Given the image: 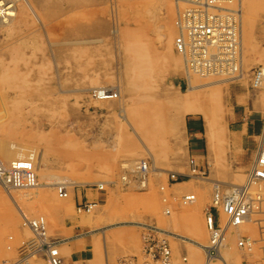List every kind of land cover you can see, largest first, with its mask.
I'll return each mask as SVG.
<instances>
[{
  "label": "rangeland",
  "instance_id": "1",
  "mask_svg": "<svg viewBox=\"0 0 264 264\" xmlns=\"http://www.w3.org/2000/svg\"><path fill=\"white\" fill-rule=\"evenodd\" d=\"M244 2L243 24L251 17L254 24L264 25V0H252L253 11ZM168 7L155 0H19L15 16L7 24H0V156L7 162L22 156L41 176L39 183L43 185L14 189L20 200L18 208L0 190V264H13L33 251L32 258L25 262L32 264L38 260L36 246H47L37 240V244H27L33 233L24 226V216H44L48 237L59 238L57 232L71 226L77 217L94 218V214L96 218L89 230L118 224L136 214L149 225L176 233L166 236L174 254L184 247L182 252L187 253L189 264H204L203 246L209 243L205 216L209 211L216 214V210L210 206L209 196L198 205L199 192H193L196 200L189 203L181 197L189 191L178 195L175 191L178 183L194 181L174 167L180 165L186 152L185 117H202L208 148L213 145L214 154V162H206L200 169L191 157L187 160V174L195 161L197 169L193 175L200 176L198 181L202 183L204 178H210L211 167L217 175L210 179L243 183V171L235 170L236 153L228 137L220 136L219 131L225 129L229 134L234 129L233 109L239 114L242 107L235 105V95L245 92L249 84L244 81L189 92L181 78L182 58L173 49L172 39L170 48L161 35L164 25H172L175 20V10L170 15ZM263 38L264 26L262 37L253 38L248 45L244 40L245 71L263 63ZM198 79L194 82L197 85L206 82ZM97 87L117 88L120 97L97 100ZM250 102L249 110L253 111ZM199 107H204L213 120L211 140L204 117L192 110ZM252 116L261 118L264 124V115L258 111ZM147 156L163 171L152 173L150 189L134 192L123 187L121 176L131 167V159ZM233 170L238 178L224 177ZM168 171L181 173L175 178ZM48 174L58 175L62 181L68 177V197H59L57 189L46 185L52 181ZM99 182H104L100 191L114 193L107 202H101L105 205L82 213L72 200L71 208L64 210L60 205L75 190L95 188L93 184ZM87 204L81 202L77 207L86 208ZM252 218L242 227V233L255 240L254 247L240 249L238 238L229 236L222 251L226 264H264V202ZM110 229L105 231L108 242L124 243ZM176 235L189 237L200 245L183 242ZM127 236L123 233V237ZM141 244L142 241L140 247ZM104 250L101 245V264H105ZM63 258L66 259L64 255ZM152 262L145 259L144 264ZM119 264H135V260L125 256Z\"/></svg>",
  "mask_w": 264,
  "mask_h": 264
},
{
  "label": "bare ground",
  "instance_id": "2",
  "mask_svg": "<svg viewBox=\"0 0 264 264\" xmlns=\"http://www.w3.org/2000/svg\"><path fill=\"white\" fill-rule=\"evenodd\" d=\"M155 1L169 5L168 13H170V15L173 13V10H175L174 23H172V25L170 22L165 24L164 31L163 33H161V35L163 34L166 37V44L170 48L172 47L171 44V39H172L173 49L175 50L176 54L182 58L183 72L181 78L183 82L186 84L187 90L189 92H192V91H197L198 89L200 90L205 87H212L214 85H222V86L229 84L237 85L239 83H243L244 81H246L248 82L249 86L247 87L246 90L247 92L245 91V93L251 99L254 110L258 111L263 116L264 115V50L261 51L263 53L261 57L263 63L255 65L249 70V72L245 71L244 40L245 43L248 45V43L249 44L252 43V40H254L253 38L262 37L264 25H262V23L261 25L254 24L251 20V17L246 19L245 25L243 24L242 0H220L217 1V3L209 2V0H155ZM18 2L19 0H0V14L3 13V15H0V24H4V23L7 24V22L15 16ZM251 2L252 0H245L244 2L245 7L247 6L249 10H252V7L255 6L252 5ZM189 10H194V13L192 14L193 17L187 15ZM192 20L200 22L199 23L200 25H202L203 22H207L211 24L210 25L211 30H202L198 27L197 30L192 29L191 27H189V24ZM223 26H226L227 28L223 29ZM243 26H244V31H243ZM243 36L245 39H243ZM136 52L139 55H142L138 49L136 50ZM197 77L199 79L206 80V82L203 81L202 84L199 83L198 85L195 84L194 82L195 80L198 79ZM94 97L97 98V100L100 99H106V101L118 100L120 97V90L117 88L112 90L109 87H97L96 89H94ZM199 108H194L192 110L194 111V113L200 114L204 117V120L207 123V129L209 130L208 131L209 138L211 140L212 132H213L212 131L213 128L211 129V126L213 120L211 119V116L206 114L205 112L206 110L204 109V107H199ZM219 134L220 136L228 137V141H230L231 149L234 152L236 149L235 147L232 148V145L233 146L235 145L237 134L235 132H231L228 134L225 129L220 130ZM256 142H257L256 147L251 154L252 156L250 161L246 162L243 166H239L238 163L236 162L237 169L235 170L243 171L245 175V179L243 183L240 184L224 183L217 181L213 178L210 179L211 177L217 175V172L213 171L212 169L213 167L210 168L211 169L210 178H204L205 181L204 183H202V181H198L201 180L199 178L200 176L193 175L196 174L193 171L197 169L196 163L194 161L193 166L191 167V172L187 174L190 177H192L194 181H190V182L183 181L182 183H178V187L175 190L176 194L178 195L185 190L187 192L189 190L187 189V186L188 187L191 186L193 190L181 196L183 199L187 200L189 203H193L196 200V195L193 192L196 193L199 192L200 201L198 205H201L203 204V202H206L208 200L207 196H209L211 199V202L209 204L210 206L214 207L216 210L215 211L216 224H214V218H213L214 213L212 214V212L209 211L205 216L207 227L209 229V243L203 246L204 247L203 250L205 254V261L203 262L204 264H213L215 261H219L221 264H226V261L222 255V251L226 247L229 236H231L232 238L235 237L238 238L237 244L240 249H245V248L252 249L254 247L255 240L252 241L253 239L250 238L251 236L243 234L242 227L248 224L249 222H251L252 219H254L252 218V215L256 213L257 209H259L261 207V204L264 202V124L261 133L256 137ZM210 147H211L210 154L208 156H210L209 157L210 161L213 163L214 162L213 161L214 154L212 152L213 145H210ZM21 157L22 156L18 158H13L11 159V161L7 162L8 160H5L0 156V190H3L5 192L6 196L10 198L11 202L17 208L19 207L18 202L20 200L17 196L14 195L13 193L14 189L17 190L25 189V188L30 189V188L43 186L39 183L41 176L39 175L40 177L39 178L37 171L34 172L32 165L27 161H25L26 159ZM131 160H133L132 161L133 163L131 164V167L126 168L124 175L121 176L123 180L121 181L120 184H123V187L131 189L134 192L146 191L150 189V179L152 173H157V172L162 173L163 171H161L160 168L155 167L154 165L155 163L149 156H147L146 158L144 157L132 158ZM193 160H197V159L194 158ZM241 167H243V169ZM14 169L17 170L15 171ZM215 170L217 169L215 168ZM220 170L222 169L220 168ZM235 170H233L232 173H226L224 177L226 176L228 178L232 177L231 179L238 178V176H235L234 174ZM9 171L12 172L13 174H16L17 172L19 173L21 180L19 181L18 184L17 183L12 184L8 181L10 176L7 173H9ZM168 172L173 177L176 178L175 175L180 174L181 172L184 171H181L180 173L174 171H168ZM54 175L55 174H48L49 179H51L52 181L47 183L46 185L57 189V194L59 197L61 198L68 197L69 195L68 185H70L66 181L68 177L67 178L64 177L66 180L62 181L59 179L60 177L58 175L57 176ZM128 176L130 177L128 178ZM55 178L56 180H54ZM68 182L70 183V180ZM206 182H209L212 188L209 185H207ZM74 183L81 185L83 184L82 182H78V181ZM93 185L94 186L92 187H95L99 190L104 189V182L94 183ZM71 199L72 197L66 199L63 202L62 201L60 202V205L64 207V210H66L67 208H71L70 206L72 205ZM79 205H81V203H78L76 205V210L78 212H81L82 210L84 212L92 211V209L97 206L93 203H88L87 204L88 207L86 208L81 207V209H78L77 206ZM236 212H239V215L237 214L235 215L234 213ZM23 221H24V226H27L29 230L32 231L33 233L32 240L28 241L27 244H30L31 242L36 243L35 240H37L40 244L46 243L48 241V245L46 248L42 249L40 248V246L39 247L36 246L37 249L35 252H37L38 254L35 256H37L38 260H36V262L34 261L35 264H56V262H54V260L56 259L61 260L62 264H67L63 258V251H62V246L65 244V241L67 240H65L66 238L61 239V238L48 237L47 222L44 216L38 215L32 218H27L24 216ZM130 223L125 222V223H118L115 225H108L106 228L100 230L99 229L90 230L89 233L90 232L95 233L98 230L100 231L99 233H104L105 231L109 230L110 228L112 229L115 226L119 227L122 225L123 227V225L124 226L127 224L130 225ZM133 225L137 226L138 228L140 227L141 231L144 228L142 235H141V231L139 232L140 240L142 241L140 247L142 252V258L147 259V261L153 260L155 264H160V262H158L157 260L152 259V256L150 255L151 253L148 252L145 245L146 243L144 239L145 235L148 234L149 232H152L154 236L157 237V241H158L157 245L160 243V245L162 244L163 246H165L164 248L165 259H163L161 264H189L187 253L186 252L183 253L182 251L181 252L177 251L179 252L178 253L179 255L174 254L173 248L169 240L166 239V236H170L169 234L175 235L176 233H170V231H166L161 228L149 225L145 222L133 223ZM111 232L113 231L111 230ZM123 233L128 234L126 239L129 242L134 240V238L130 236L131 232L127 233L126 231L125 232L117 231L114 232L112 235H115L116 237H118V239L121 238L122 240H124L125 237H123ZM176 236H179L181 238L179 239L182 240L183 242L193 244L194 246L200 245L197 241L189 237H185L182 235H176ZM94 237L96 239V235ZM103 248L105 249L104 251L107 252L106 247L104 246ZM24 251L25 250L23 249V252ZM29 254H30L29 256L24 255L23 257H21L22 259L20 258L17 262L13 264H25L26 260H29L30 256L32 258L34 253L32 251ZM125 259H127V257ZM153 262L152 264H154Z\"/></svg>",
  "mask_w": 264,
  "mask_h": 264
},
{
  "label": "crops",
  "instance_id": "3",
  "mask_svg": "<svg viewBox=\"0 0 264 264\" xmlns=\"http://www.w3.org/2000/svg\"><path fill=\"white\" fill-rule=\"evenodd\" d=\"M240 96H239V95ZM236 97V106L240 105L242 107L239 114L236 113L235 108L233 109V121L235 123V127L232 132L237 134L235 145H232V148L235 147L236 153V162L238 164H245L249 162L251 159V154L256 147V137L261 133L263 123L260 120H256L252 118V112L249 110V105H251L249 96L245 93H237ZM185 133L183 135V141L185 147V154L182 159H180V165L174 166L176 170L184 171L181 174L187 175L189 171L188 161L191 157L196 158V162L198 163V168L200 169L201 166H204L206 162H209L210 159L209 155V148L207 139L205 137V129H204V122L201 116L199 115H187L185 117V125H184ZM183 163V164H182ZM197 166V164H196ZM180 167V168H179ZM182 168V169H181ZM184 168V169H183ZM188 191L193 190L190 186H187ZM197 189V188H195ZM114 195L113 192L108 191H100L97 188H85L79 190H75L72 193V201L75 204L84 202V203H93L95 205H105L102 201L107 202L109 198ZM116 196V195H115ZM71 201V202H72ZM94 214L89 216H84V218L77 217L73 220L71 226L65 227L63 230L58 231L57 236L59 238L65 240V244L62 246L63 255L69 263L74 264H101V257L99 248L101 245L106 247V259L105 264H119V260L122 257L129 256L135 260V264H144L145 259L142 258V252L140 250V230L137 226H134L133 223H144L143 221L139 220V217L135 214L134 216H127L125 220H122L118 223H130L127 225H122L117 227H113L112 231L121 232L126 231L131 232V237L134 238L132 243L129 244V241L125 238L124 243H118L111 241L108 242V238L106 232L99 233L97 232L89 233V228L91 223H94L96 218ZM91 217V219H90ZM125 227V228H124ZM97 229V228H96ZM87 233V234H86ZM93 234V236H92ZM113 234V232H112ZM96 235V239L95 236ZM98 238V239H97ZM101 240H100V239ZM93 239V240H92ZM96 241V242H95ZM103 241V242H101ZM105 241V242H104ZM97 243V244H96ZM114 243L116 244L114 247ZM98 247H97V246ZM124 245V247H122ZM94 246V247H93ZM95 250V251H94ZM184 251V247L182 248ZM99 252V253H98ZM109 252V253H108ZM109 257V258H108ZM144 260V261H143ZM36 262V261H35ZM33 262L32 264H35Z\"/></svg>",
  "mask_w": 264,
  "mask_h": 264
},
{
  "label": "built area",
  "instance_id": "4",
  "mask_svg": "<svg viewBox=\"0 0 264 264\" xmlns=\"http://www.w3.org/2000/svg\"><path fill=\"white\" fill-rule=\"evenodd\" d=\"M217 1H220V0H209V2H212V3H217ZM193 13H194V10H189L187 15L190 17H193V15H192ZM199 23L200 22H198V21L192 20L189 24V27H191L194 30H197V27L202 29V30H211V27H210L211 24H209L207 22H203V24L200 25ZM226 28H227L226 26H223V29H226ZM17 169H19V168H17ZM17 169H14V170L16 171ZM7 174L10 176L8 181L12 184L13 183L18 184L19 181L21 180V177L19 176L18 172L16 173L17 175L13 174L10 171ZM234 214L239 215V212H236ZM214 219H216V214H214ZM144 239L146 241V243H145L146 248H147L148 252L151 253L150 255L152 256V259L157 260L161 264L163 259H165V257H164L165 246H163L162 244L160 245V243L157 245V242H158L157 237H155L152 232H149L148 234H146ZM44 244L48 245V242H46ZM57 261H58V263H57ZM54 262H56V264H62L61 260H59V259L54 260Z\"/></svg>",
  "mask_w": 264,
  "mask_h": 264
}]
</instances>
